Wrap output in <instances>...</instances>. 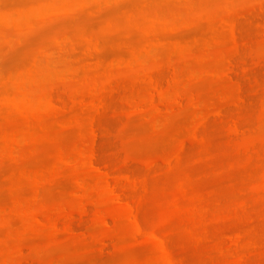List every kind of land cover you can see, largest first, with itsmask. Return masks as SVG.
<instances>
[{
  "label": "rangeland",
  "instance_id": "374dc122",
  "mask_svg": "<svg viewBox=\"0 0 264 264\" xmlns=\"http://www.w3.org/2000/svg\"><path fill=\"white\" fill-rule=\"evenodd\" d=\"M72 1L0 0V11L11 19L0 20V98L15 97L33 108L25 115L10 103L0 107V264H171V258L175 264H236L241 256L245 264H264V0H76L85 6L49 10ZM233 25L241 35L239 56ZM60 37L61 44L55 39ZM39 50L33 68L30 59L38 53L31 55ZM133 53L142 57L129 65ZM172 66L182 76L174 95H184V109L151 122L159 117L145 102L151 78L167 87ZM100 96L108 105L97 114L87 104ZM52 97L75 108L66 106L64 115L58 110L59 117L47 108ZM240 98L244 103H237ZM194 99L200 111L223 105L226 113L223 120L210 118L205 144L185 138L202 116L192 113ZM136 103L148 110L131 111ZM235 118L241 119L239 134L231 130ZM73 119L80 123L60 127ZM91 124L100 131L99 165L116 168V178L125 179L122 191L131 206H139L142 234L130 212L113 202L106 179L93 172L90 177L84 159ZM184 138L179 162L148 168L147 161L172 153ZM14 139L18 145L10 156ZM61 153L69 162L58 166L54 178ZM85 174L90 188L80 200H88L86 207L91 202L93 215L69 236L59 230L80 203L73 189L75 178ZM52 178L64 184L53 185ZM95 211L109 218V228L97 222ZM43 222H58V232ZM150 235L167 241L171 258ZM105 237L112 239L101 253Z\"/></svg>",
  "mask_w": 264,
  "mask_h": 264
},
{
  "label": "bare ground",
  "instance_id": "6f19581e",
  "mask_svg": "<svg viewBox=\"0 0 264 264\" xmlns=\"http://www.w3.org/2000/svg\"><path fill=\"white\" fill-rule=\"evenodd\" d=\"M85 2L84 1H82V2H80V3H77L76 2V0H74V1H72V2H70V3H68V4H65V5H63V6H57L56 4H52L50 7H49V10L52 12V13H60V12H65V11H68V12H73V11H75L76 10V8L77 7H79V6H85V4H84ZM126 5H128V4H126ZM48 10V11H49ZM40 11V14L41 15H45V13H46V11L47 10H39ZM109 13H107V14H111V12H112V14L111 15H114L115 13H116V10H113V11H108ZM113 12H115L114 14H113ZM106 13V12H105ZM105 15L106 14H104L103 13V16L105 17ZM111 15L109 16H107L106 15V18H109V17H111ZM0 20H2V21H4L5 22V24H10L11 23V19L7 16V14L6 13H2L1 11H0ZM3 22V23H4ZM17 24H20V23H22V22H16ZM231 37H232V41L234 42V46H235V55L236 56H239V52H240V42H241V35L238 33V28L235 26V25H233L232 26V28H231ZM56 39V41L59 43V44H61L62 43V41L65 39V38H62V37H60V38H55ZM95 43H90V47H94L95 48V51H96V49H97V47H96V44L94 45ZM182 50H185V48L183 49V48H181V50L179 49V51H181L182 52ZM35 52V51H34ZM39 55H38V54ZM41 53H43V51L41 50H39L38 52L36 51V53H33L31 56H35L36 54H37V57H33L32 59H30V60H32L33 61V63H32V65L31 66H33V68H35L36 66H37V61H38V57L40 56V54ZM91 54V56H92V53L93 52H90ZM94 55V54H93ZM139 55H141V54H132V56L131 57H133V59L131 60V57H129V61L127 62V64H129V65H132L135 61H137L138 62V60L140 61L141 60V57H142V55H141V57L139 58ZM138 56V57H137ZM31 58V57H30ZM138 58V59H137ZM130 60H131V62H130ZM130 62V63H129ZM119 63H121V62H119ZM117 64V66H121L122 64ZM136 63V62H135ZM231 65H233L234 63H233V59L232 60H230V62H229ZM99 67V66H98ZM98 67L97 66H94V67H92V68H94L95 70H98ZM110 67V66H109ZM107 68V69H111V68ZM111 67H113V65L111 66ZM160 68H164V65H160L159 66ZM175 68H176V66H174ZM173 66L172 67H170L171 69H172V71H173V73L172 74H174V72H175V74L172 76V78H171V80H170V83L167 85V87L166 86H162L160 83H158L156 80H154L153 78H151V82H152V90L150 91V95L148 96V100H146L145 102H147L148 101V103L147 104H150L151 106H149V105H147V104H144V103H136V104H134V105H132L133 106V108H134V110H133V108L131 107V111H134L135 112V110L136 109H138V111L139 110H141L142 109V111H143V109L144 110H148L147 108H148V106H149V108L150 107H152V109L155 111V113H158V114H156L157 116L156 117H158V115H159V117L158 118H156L155 117V113H154V111H152L153 113H150V114H153L154 116L153 117H155L156 119L153 121L152 120V117H151V122H156V121H158L157 119H159L160 118V114H166V113H169L171 110H174V111H181L180 110V108L181 107H183L184 105V101H183V97H184V95H180V96H177V95H174L175 93L177 94L178 92H179V89L178 88H180L181 87V77L182 76H179V74H178V72H176L177 70L174 68ZM97 68V69H96ZM174 69L176 70V71H174ZM234 70V68H231V70H230V72L232 71L233 72V74H234V72L235 71H233ZM108 71V70H107ZM230 72H228L227 74H228V77L231 75V73ZM230 73V74H229ZM233 74H232V76H233ZM180 78V79H179ZM230 78H232V77H230ZM97 80H95V82H94V86H95V88H97ZM55 89V88H54ZM172 90H173V92H172ZM174 90H176V91H174ZM52 91L54 92V90L52 89ZM171 91V92H170ZM117 92V90L116 89H113V90H111V92H108V95H113V93L115 94ZM111 93V94H110ZM168 94H169V96L171 95V97H168ZM179 94V93H178ZM173 96H174V98H175V100H173L174 98H173ZM177 96V97H176ZM102 97V98H101ZM167 97V98H166ZM105 98H107V97H103V96H100L99 98H96L95 100H92L93 102L90 104H87V105H90V106H94L93 108H94V110H95V108H96V110H97V114H100L103 110H105L106 109V107H107V105H108V100H106ZM168 98H170V99H168ZM82 99H84V98H82ZM81 99V102H80V105H81V103H83L82 105L83 106H87V105H84L85 104V102H82L83 100ZM165 99V100H164ZM166 99L168 100V101H166ZM173 100V102H172V100ZM1 100H2V102H1ZM7 100V101H6ZM9 100V101H8ZM62 100V99H61ZM61 100H59V98H56V97H52L48 102V105H47V108L48 107H50L51 108V110H50V108H48L51 112H58V110H59V112L60 113H62L63 112V114L62 115H64L65 113H67V111L66 110H68V108H70V110H72V109H74L75 107H69L68 106V104H64V102L65 101H61ZM169 100H171L170 102H169ZM197 99H194V101H192V102H195V103H193L192 105H193V112L192 113H196L198 110L200 111V109H198V107L200 108V104H198L197 105V102L199 103L200 101L198 100V101H196ZM85 101H86V103H87V100L85 99ZM183 101V102H182ZM8 102V103H7ZM168 104V102H169V104L167 105L166 103ZM11 104V106L12 107H14L15 109H18L19 111H21L23 114H25V115H27L28 113H30V111H32V104H31V102H19V101H17V98H13V99H8V97L7 98H4V99H1L0 98V107L2 108H4L5 106H7V107H9L10 106V104ZM238 104H242V103H244V100H243V98H240L239 100H238V102H237ZM6 104V105H5ZM144 104V105H143ZM195 104H196V106H195ZM5 105V106H4ZM183 105V106H182ZM68 108H67V107ZM145 106V107H144ZM198 106V107H197ZM218 106V107H217ZM217 106H215L214 107V110L213 109H211V111L212 112H210V111H208L207 110V112H206V109L205 110H202V111H205L206 112V114H204L202 111H200L201 113L200 114H202V116H201V118L199 119V118H197L198 119V121H197V119H195V121H192V122H195L194 124H190V126H192L193 125V127H191V130H190V127H189V130H190V133H189V130H188V136L187 137H185V138H187V140L189 139V141L188 142H190V143H192V141H196V143L198 142V143H202L203 144V142H204V144H205V142H206V140H205V138H204V135H203V133H205L204 131H205V129H206V127H207V125H208V123L210 124V118H212V116H213V118H222V120H223V117H224V115H226V113H225V110H224V106L223 105H217ZM144 107V108H143ZM195 107H196V109H195ZM0 108V109H1ZM67 108V109H66ZM146 108V109H145ZM177 108V109H176ZM179 108V109H178ZM54 109V111H52ZM152 109H150V110H152ZM183 109H184V107H183ZM70 110H68V111H70ZM95 110V111H96ZM142 111H139L140 113L142 112ZM168 111V112H167ZM58 112V113H59ZM65 112V113H64ZM136 112H137V110H136ZM139 112H137V113H139ZM147 112V111H146ZM146 112H144V113H146ZM166 112V113H165ZM172 112V111H171ZM59 113V114H60ZM137 113H136V115H137ZM55 114V113H54ZM59 114H57V116H59ZM196 114H198V113H196ZM130 115H134L133 114V112H132V114H130ZM136 115H134V116H136ZM263 115H264V112H263ZM162 116V115H161ZM59 117H61V114H60V116ZM130 117H133V116H130ZM27 119L29 118V116L28 117H26ZM225 118V117H224ZM78 118H76V120H77ZM239 119V120H238ZM238 119H234L235 121L236 120H238V121H236V122H234L233 123V121H232V132L234 133V132H236L235 134H239V132L238 131H240V127H239V125H241L239 122L241 121V119L240 118H238ZM76 120L75 119H73V121H71V123L69 122V124L67 123V122H65V123H62L61 125H60V127L61 128H64V129H66V130H68V128L72 125V124H78V123H80V122H76ZM79 121H80V119H78ZM74 122V123H73ZM95 122V121H94ZM93 122V123H94ZM67 125V127L68 128H66V125ZM71 124V125H70ZM62 125H65V126H62ZM70 125V126H69ZM95 125L96 124H91V126H92V129L90 130V133L91 134H89L90 135V137H89V143L91 144L90 146V152H89V154H88V156L84 159V161H85V164L86 165H88L87 166V168H90V170L88 169V171H90L89 172V174H92V172L93 173H96V174H98V175H96V176H98V178H103V180H105L104 182H106L105 183V187L107 188V187H109V189H108V192L111 194L110 195V197L112 198V200H113V202H115L116 204H119V206H121V207H123V208H126L129 212H130V217L132 218V220H133V225H134V228H135V231H136V233L137 234H142L143 233V231H144V229H143V227H142V225H141V223H140V220H139V216H138V214H139V206L138 207H134V206H131L128 202H127V200L125 199V192L124 191H122V189H123V187H124V185H123V183L121 182L122 180L124 181L125 179H118V178H116V175H117V169L115 170V169H112V168H110V166L109 165H107V166H105V167H101L99 164V162H98V158H97V152H96V148H97V140L100 138L99 136H100V131L95 127ZM62 131H63V129H61ZM60 130V132H62ZM66 130H64L63 132H65ZM234 130V131H233ZM43 133H46V131H43ZM46 135H47V133H46ZM45 134H44V136H42V137H45L46 136ZM184 135V134H183ZM48 136V135H47ZM184 137V136H183ZM189 137V138H188ZM91 138V139H90ZM185 138H184V140H182V141H180V142H178L177 143V146H176V148H175V150L172 152V153H168V154H163V155H158L159 157H157V156H155V157H157V158H154V156H153V158L154 159H150L149 161H147V166H148V168L149 169H153V168H156L157 167V165L159 164H164L165 166H169V167H171L172 165H174L176 162H179L181 159H182V156H183V154H184V152H185V150H186V148H187V144H188V142H187V140L185 141ZM205 140V141H204ZM14 144H13V143ZM11 142V145L9 144V149H11V150H9L8 149V151H9V153L12 151V148H13V150H16V147L15 146H17L18 145V140L17 139H14L13 141ZM189 143V144H190ZM15 145V146H14ZM13 152L15 153V151H12L9 155L10 156H13V155H11V154H13ZM62 154V158L61 159H58V161H57V163L54 165V167H53V169L55 168V170H53L52 169V173L53 172H55V171H57V170H59V169H61V167L60 166H64V165H66V164H68V162H69V160H68V158H66L65 157V154L63 155V153H61ZM61 154H60V156H61ZM62 162V163H61ZM64 163V164H63ZM129 162H127L126 161V164H128ZM60 164V165H59ZM158 165V166H159ZM58 166H59V169H58ZM57 168V169H56ZM119 170H120V168H118ZM118 170V171H119ZM88 171L86 172L87 173V175H88ZM58 173V172H57ZM57 173L55 172V173H53V175H51V176H54L55 174V176L57 177ZM59 175V174H58ZM55 176H54V178H55ZM88 176H90V175H88ZM88 176H86V174L85 175H82V177L83 178H79V176L77 177V178H75V180L77 179V182L75 181V187H76V189H75V187H74V189L73 190H75L74 191V193L76 194V197H75V194L74 193H72V195H74V197L75 198H79V196L81 197V198H79V199H77V200H79L80 201V203H78L77 204V208L75 209V211L74 210H72L73 211V213H68L67 212V216L65 215L64 217H66L65 219H64V224L62 225V228L60 227V225L58 224V222H54L53 224L50 222H43V224L45 225V223H46V225L48 224H51V226H53V228L55 229V231L56 232H58V229H59V227H60V232H63V233H69V236H71L70 234H72V236H74V234L75 233H77L78 232V229L79 228H81L83 225H85L86 224V222H84L85 224H83V221H84V219L87 217V219L89 218L88 217V215L89 216H91V214L93 215V211H89L90 209H91V206H90V204H91V202L90 203H88L87 204V206L89 207L90 206V209L88 208V207H86V203L85 202H87V201H81L82 199H83V197H85L84 199H87L86 197H87V194H88V192H87V189H88V191H89V188H90V186H88V179H86ZM95 176V177H96ZM86 177V178H85ZM90 177H94V175L92 174V176H90ZM54 178H52V179H54ZM79 178V179H78ZM51 179V180H52ZM60 179V178H59ZM81 179H83V180H81ZM86 179V180H85ZM37 180L39 181V179L37 178ZM41 180V179H40ZM55 180V179H54ZM84 180H85V182H84ZM111 180H113V181H111ZM127 181H131L130 183H128V184H135V183H132V181L133 180H131L130 178L129 179H126ZM53 181V180H52ZM61 182V180H58V178L55 180V181H53L52 183H53V185L55 184L56 186H60V184L62 185V183L64 184V182H62V183H60ZM40 182V181H39ZM39 182H37L38 184H39ZM108 182V183H107ZM109 182H112V183H109ZM36 183V184H37ZM51 183V182H50ZM51 183V184H52ZM58 183V184H57ZM122 183V184H121ZM125 184L127 183V182H124ZM38 184H37V189H35V193L33 194V197L35 196V199L37 200V198H39V196L41 195V188L39 187L40 186V184H39V186H38ZM87 184V185H86ZM110 184H113V185H110ZM108 185V186H107ZM121 185V186H120ZM123 185V186H122ZM72 186V185H71ZM87 186V187H86ZM73 187V186H72ZM89 187V188H88ZM121 187V188H120ZM70 190L71 191H73L72 189H71V187H70ZM85 194H86V196H85ZM78 195V196H77ZM34 199V200H35ZM81 199V200H80ZM88 199H89V197H88ZM85 203V204H84ZM80 204V205H79ZM14 207H15V205H13ZM78 206H80V207H78ZM54 209V208H53ZM78 209V210H77ZM87 209H89V210H87ZM89 211V212H88ZM71 212V211H70ZM89 213H91V214H89ZM95 213V216H96V218L100 215V212L98 211V213H99V215H98V213L95 211L94 212ZM96 213H97V215H96ZM76 214V215H75ZM78 215V216H77ZM77 216V217H76ZM94 216V217H95ZM103 216V215H102ZM78 218L80 219V220H78ZM95 218V219H96ZM78 221H77V220ZM94 219V218H93ZM108 217H105V216H103V217H101L100 218V216H99V218H97L96 220H97V222L98 223H101L100 225H105V227L107 226V228H109V226H110V220L108 221ZM86 220V219H85ZM96 220H95V222H96ZM87 221V220H86ZM96 222V223H97ZM81 223H82V226H81ZM63 230V231H62ZM77 231V232H76ZM151 236V239L152 240H150V238H149V240L150 241H152V242H155L156 241V243H158V245L160 246V248L162 249V251H163V253L169 258H171V251H170V248L168 247V244H167V241L166 240H164V239H160V238H157L155 235H150ZM149 236V237H150ZM106 237H108L107 235H106ZM105 237V239L104 240H102V242L100 241V243H99V248L100 249H102V251H101V253L102 252H104V250L103 249H105V248H107V246H108V242L110 243L111 242V240L110 239H112V238H109V240L107 239ZM234 242V244L235 245H237L238 243H239V241L237 240V241H233ZM109 247V246H108ZM106 250V249H105ZM20 252H23L24 250L21 248L20 250H19ZM243 257V258H242ZM239 258H241L240 259V262H241V260H243L244 258H246V257H244V256H241V257H239ZM171 260V264H175V262H174V260L171 258L170 259ZM237 260H238V258H237ZM236 261V260H235ZM246 261V260H245ZM244 260H243V263L241 262H235L236 264H245L246 262H245ZM245 262V263H244Z\"/></svg>",
  "mask_w": 264,
  "mask_h": 264
}]
</instances>
